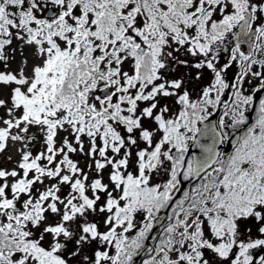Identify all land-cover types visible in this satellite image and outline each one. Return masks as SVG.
Instances as JSON below:
<instances>
[{
    "label": "snow or ice",
    "instance_id": "obj_1",
    "mask_svg": "<svg viewBox=\"0 0 264 264\" xmlns=\"http://www.w3.org/2000/svg\"><path fill=\"white\" fill-rule=\"evenodd\" d=\"M0 264H264V0H0Z\"/></svg>",
    "mask_w": 264,
    "mask_h": 264
}]
</instances>
